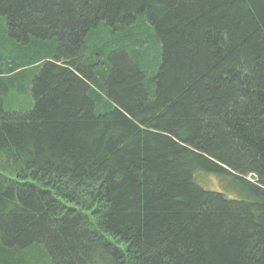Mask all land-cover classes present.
Returning <instances> with one entry per match:
<instances>
[{"label":"trees","instance_id":"obj_1","mask_svg":"<svg viewBox=\"0 0 264 264\" xmlns=\"http://www.w3.org/2000/svg\"><path fill=\"white\" fill-rule=\"evenodd\" d=\"M0 264H264V0H0Z\"/></svg>","mask_w":264,"mask_h":264},{"label":"rangeland","instance_id":"obj_2","mask_svg":"<svg viewBox=\"0 0 264 264\" xmlns=\"http://www.w3.org/2000/svg\"><path fill=\"white\" fill-rule=\"evenodd\" d=\"M201 182L210 189H215L217 186L216 179L212 177H204Z\"/></svg>","mask_w":264,"mask_h":264}]
</instances>
